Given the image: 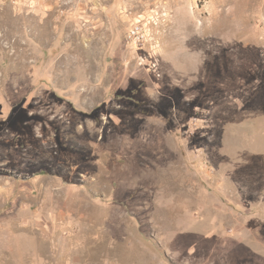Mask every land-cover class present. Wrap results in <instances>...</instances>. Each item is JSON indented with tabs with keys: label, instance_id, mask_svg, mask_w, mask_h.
I'll return each mask as SVG.
<instances>
[{
	"label": "rangeland",
	"instance_id": "obj_1",
	"mask_svg": "<svg viewBox=\"0 0 264 264\" xmlns=\"http://www.w3.org/2000/svg\"><path fill=\"white\" fill-rule=\"evenodd\" d=\"M0 264H264V0H0Z\"/></svg>",
	"mask_w": 264,
	"mask_h": 264
},
{
	"label": "built area",
	"instance_id": "obj_2",
	"mask_svg": "<svg viewBox=\"0 0 264 264\" xmlns=\"http://www.w3.org/2000/svg\"><path fill=\"white\" fill-rule=\"evenodd\" d=\"M143 31V27L139 23H135L133 26L130 28V32L128 33V38L130 41L135 42L136 40L139 39L140 41V34Z\"/></svg>",
	"mask_w": 264,
	"mask_h": 264
}]
</instances>
